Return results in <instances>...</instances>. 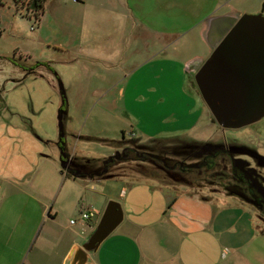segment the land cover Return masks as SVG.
<instances>
[{
  "label": "rangeland",
  "instance_id": "rangeland-1",
  "mask_svg": "<svg viewBox=\"0 0 264 264\" xmlns=\"http://www.w3.org/2000/svg\"><path fill=\"white\" fill-rule=\"evenodd\" d=\"M43 3L40 14L14 0H0V115L10 128L6 138L0 134V264H61L71 237L77 234L79 241L82 235L70 219L78 218L79 209L115 182L111 174L101 181L74 180L65 170L59 174L61 151L56 142L61 106L69 166L87 173L99 172L108 156L125 147L161 157L166 165L197 164L220 146L219 139L230 145L250 133L243 127L223 130L215 123L191 86L192 78L187 80L185 62L209 55L201 38L208 16L255 13L262 6L264 15V0ZM36 62L39 66L30 71ZM130 125L144 138L129 136ZM180 126L187 135L171 136L181 133L173 132ZM258 127L264 137V118L253 126ZM255 140L261 150L264 143L259 140L264 138ZM224 158L212 160L215 167L202 172L162 169L155 160L118 161L107 170L119 172L112 178L123 182H153L168 196L176 195L172 187H185L197 197L211 196L215 208L221 201L214 199L226 197L239 216L264 228V216L244 214L246 205L239 206V200L221 192L219 185L225 184L228 169ZM252 163L264 166V155L257 152ZM41 184L47 195L40 193Z\"/></svg>",
  "mask_w": 264,
  "mask_h": 264
},
{
  "label": "crops",
  "instance_id": "crops-1",
  "mask_svg": "<svg viewBox=\"0 0 264 264\" xmlns=\"http://www.w3.org/2000/svg\"><path fill=\"white\" fill-rule=\"evenodd\" d=\"M74 2L86 5V0H74ZM42 8L39 10L40 14L43 12ZM203 29L201 38L204 41ZM208 49L210 51L209 47ZM202 57L197 55L188 58L185 62V72L188 71L187 65L191 60ZM187 80L189 82L188 73ZM1 117L3 118L2 114L0 121H2ZM2 122L0 134L5 135L6 138L10 128L7 127L9 124ZM183 129V126L178 127L173 132L181 131V133L171 136L187 135L183 133ZM128 130L133 131L135 135L139 134L131 125ZM26 133L38 140L32 133ZM87 136L89 135H79V137ZM139 137L144 138L142 135ZM23 167H28V164H24ZM60 170L59 174H63L64 172ZM70 178L90 181L108 180L106 176ZM111 179L115 181L113 186H109L107 191H98V197L89 202L97 211L96 216L88 226L80 227L82 235L80 234L79 241L76 238L77 234L71 237L61 264L64 263L70 248L80 244L86 237L84 234L89 233L97 223L109 199L117 200L121 204L123 218L90 254L92 264H264V228L254 226L249 219L239 216L240 211L236 212L230 201H226V197L215 198V201H221L215 208L211 196L199 195L198 198L195 194H188L185 187L180 190L172 187L170 190L175 191L172 194L176 195L168 196L151 185L153 182L141 180L134 183L123 182L122 178L111 177ZM33 181L34 179L29 180L31 187ZM39 186L42 189L40 193L47 195L44 185ZM238 205L244 206L241 203ZM83 209L84 207L78 211ZM249 212L247 209L243 210L244 214H250ZM240 219H242L241 225H236ZM232 221L235 224H232Z\"/></svg>",
  "mask_w": 264,
  "mask_h": 264
},
{
  "label": "water",
  "instance_id": "water-1",
  "mask_svg": "<svg viewBox=\"0 0 264 264\" xmlns=\"http://www.w3.org/2000/svg\"><path fill=\"white\" fill-rule=\"evenodd\" d=\"M203 38L209 55L192 75L197 93L221 128L236 129L264 117V15L224 13L205 19ZM63 111V110H62ZM59 112V111H58ZM59 138L63 136L61 112L57 116ZM60 167L66 164L61 152ZM117 200L109 199L97 223L80 242L73 245L63 264H92L90 254L122 221Z\"/></svg>",
  "mask_w": 264,
  "mask_h": 264
},
{
  "label": "flooded vegetation",
  "instance_id": "flooded-vegetation-1",
  "mask_svg": "<svg viewBox=\"0 0 264 264\" xmlns=\"http://www.w3.org/2000/svg\"><path fill=\"white\" fill-rule=\"evenodd\" d=\"M26 59V58H25ZM11 64L17 65L14 61L11 60ZM195 64H191L188 67V78L191 79L194 73V66ZM39 66L38 62L34 65L29 66V70L33 71L35 67ZM192 83L191 86L196 90V87L193 83V78L191 79ZM4 104V103H3ZM264 118V117H263ZM261 120V119H260ZM259 122V120H258ZM216 123V122H215ZM256 122L243 126L246 129V133L250 132L246 140L249 141L247 144L244 143L246 140L242 138L233 139L231 142H235L238 144L237 147L232 146L233 143L226 144V141L219 139L220 146H217L212 153H206L203 159L197 164H190L186 165L180 161H175L174 164L166 165L165 162L161 160V157H157L155 155L149 156V161L155 160L162 164V169L167 168H175L179 169L182 172H187L189 169L197 168L201 172L202 170L206 169H213L215 167V161L218 157H225L224 159L228 160V169L227 172L224 171L225 184H220L219 187L221 188V192L233 196L235 199L239 200V202L243 205L247 206V209L251 212L256 214L257 216H264V166H256L252 163L253 155H256L258 152L261 155H264V145L261 146V150H259L256 145V140L258 137L264 138L261 135V129L253 128ZM220 127V126H219ZM221 128V127H220ZM242 128V127H240ZM227 129V128H222ZM237 129V128H236ZM235 140V141H234ZM221 141V142H220ZM261 143L264 141L259 140ZM254 142V143H253ZM57 144V142H56ZM246 144V145H245ZM251 144V145H249ZM58 146V145H57ZM59 148V147H58ZM60 149V148H59ZM65 154L66 159V167H70L69 163L71 160L68 161L66 153L60 150ZM61 158V157H60ZM213 160V161H212ZM163 162V163H162ZM227 167H223L225 170ZM203 168V169H202ZM222 167H219L220 170ZM202 169V170H201ZM174 170V169H172ZM216 170V169H215ZM226 184L231 185L235 192H230V187L226 188ZM238 193V194H237Z\"/></svg>",
  "mask_w": 264,
  "mask_h": 264
},
{
  "label": "trees",
  "instance_id": "trees-1",
  "mask_svg": "<svg viewBox=\"0 0 264 264\" xmlns=\"http://www.w3.org/2000/svg\"><path fill=\"white\" fill-rule=\"evenodd\" d=\"M44 1L45 0H34L32 5L35 9L41 10ZM60 92H61V99H62V105H63L65 98H64L62 90ZM62 110H63V106H61L58 111L62 112ZM57 145L60 148V150L64 151L63 138L62 137L58 139ZM66 156H67V154H66ZM149 156H150V154H148L147 152L138 151L134 147H125L122 149L121 152H116V153L108 156L107 159L103 163L102 169L99 172L87 173L84 171L77 170L74 167L68 168V167H66V165L63 168H61L60 171L63 172V170H65V172H64L65 175L68 177H73V178H76V177L98 178V177L107 176L109 174H111L109 176L115 177V176H118L119 172L109 173L107 170V167L110 164H114L118 161L125 162L126 164L129 161H148ZM115 173H116V175H113Z\"/></svg>",
  "mask_w": 264,
  "mask_h": 264
},
{
  "label": "built area",
  "instance_id": "built-area-1",
  "mask_svg": "<svg viewBox=\"0 0 264 264\" xmlns=\"http://www.w3.org/2000/svg\"><path fill=\"white\" fill-rule=\"evenodd\" d=\"M16 5L25 6L27 9L36 12L32 3L34 0H14ZM133 131H129L128 135H133ZM97 211L89 206H86L82 211H80L78 218L70 219V224H77L81 228L88 226L89 222L96 216Z\"/></svg>",
  "mask_w": 264,
  "mask_h": 264
}]
</instances>
